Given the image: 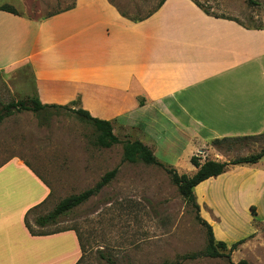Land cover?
Segmentation results:
<instances>
[{
	"label": "crops",
	"instance_id": "obj_1",
	"mask_svg": "<svg viewBox=\"0 0 264 264\" xmlns=\"http://www.w3.org/2000/svg\"><path fill=\"white\" fill-rule=\"evenodd\" d=\"M5 4L18 13L0 8V77L11 89L16 77L25 97L28 69L42 103L78 100L76 108L110 120L115 134L131 133L179 173L189 162L196 172L193 155L230 161L215 138L264 134V11L249 25L206 13L194 0H165L139 21L110 0H74L39 17ZM194 193L217 240L230 246L259 235L264 157L229 166ZM50 194L20 156L0 163V264L78 262L73 228L34 234L25 222Z\"/></svg>",
	"mask_w": 264,
	"mask_h": 264
},
{
	"label": "rangeland",
	"instance_id": "obj_2",
	"mask_svg": "<svg viewBox=\"0 0 264 264\" xmlns=\"http://www.w3.org/2000/svg\"><path fill=\"white\" fill-rule=\"evenodd\" d=\"M129 16L150 13L160 0H110ZM210 12L255 25L261 20L264 0H196ZM13 3L32 17L45 16L73 4L74 0H0ZM29 95L34 92L33 77L25 69ZM0 77V102L25 97ZM25 83V82H24ZM17 84V83H16ZM20 89V88H19ZM121 140L131 133L117 132ZM95 127L62 109L59 112L15 111L0 121V163L16 155L31 164L49 183V199L27 214L32 231L46 232L73 228L82 245L78 264H238L246 259L264 264V225L259 235L240 243L227 256L203 254L208 232L191 202L179 192L167 170L142 160L123 159V143L110 147L97 144ZM217 145L230 160L264 148V134L259 137L226 141ZM202 158V155H199ZM118 171L88 200L63 213L55 223L41 227L38 215L46 214L63 198L94 186L109 170ZM191 163L181 165V172L192 175ZM229 248L224 252H228ZM197 253L196 257H187ZM233 262V263H232Z\"/></svg>",
	"mask_w": 264,
	"mask_h": 264
},
{
	"label": "trees",
	"instance_id": "obj_3",
	"mask_svg": "<svg viewBox=\"0 0 264 264\" xmlns=\"http://www.w3.org/2000/svg\"><path fill=\"white\" fill-rule=\"evenodd\" d=\"M164 1L165 0H160L157 6L150 13L146 15H142V16H129L124 11H120V10L119 11L121 12L122 15L128 17L129 19L133 21H139V20H143L144 18L148 17L153 12H155L163 4ZM194 1L198 6L203 8V10L206 13L214 14L210 12L207 8H204L196 0ZM247 1L251 4L258 3L257 0H247ZM0 8L14 12V13H18V11L12 5H9V4L2 5L0 6ZM214 15H217V14H214ZM219 16L227 17L223 15H219ZM76 103H78V100H75L71 104L42 103L39 97L35 93H33L32 95H28L26 97H21L18 99H13L6 103L0 102V121L3 120L6 116L11 115L15 111L31 110L34 112L45 111L48 113L59 112L62 109L70 111L74 113L77 117H79L80 119L87 121L88 123L92 124L95 127V129L98 131L97 144H99L100 146L110 147L111 145L115 143L122 142L124 160L130 161V162H136L138 160H142L148 164H156V165L164 167L167 170V172L171 175L172 181L177 185L180 194L187 201L191 202L197 209H199V204L197 203L196 195L194 193V188L197 184H199L201 181L209 177L217 176L225 172L231 165L256 163L261 158L264 157V148H262L261 150L257 152H254V153H251L245 156H240L230 161H221L217 159H206L205 161L201 162L199 155H193L190 158V160L197 167L196 172L193 173L192 175H189L187 173H179L177 169L173 167L172 165H167L161 160H159L157 156L154 154L153 150L147 144H145L139 139L121 140L119 136L114 133L113 125L110 120L92 116L89 113V111L81 107L76 108L74 106ZM141 103H142V100H141ZM261 135L262 134L255 135V136L254 135L244 136V137H239V138H230V137L215 138L213 140V144H221L226 141H233V140H239V139L254 138V137H259ZM117 171H118V167H115L107 171L101 177V179L97 181V183L94 186L87 188L80 193H74V194H71L61 199L51 211H49L46 214L38 215L36 217V224L41 227H44L48 225L49 223H55L63 213L78 206L79 204L88 200L92 195L96 194L104 185L110 182V180L115 176ZM39 206H36L35 208ZM253 210H254V207H253ZM198 219L201 221L203 225L206 226L207 232H208V245H207L205 252L203 253L207 256H211V257L227 256L230 258V252L236 249L240 243L245 241V239L243 238L236 242H233L232 244H230V246H228V244L225 241L217 240L215 238L213 228L210 223H208L201 216H198ZM25 222L28 228L30 229L27 223V215L25 217ZM60 230H64V229H60ZM60 230L35 232L30 229V231L34 234L51 233V232H56ZM81 248H82V245H81ZM227 248H229V251L224 252L225 250H227ZM197 255H198L197 253H193V254L188 255L187 257L192 258V257H196ZM80 259L78 260V262L80 261ZM108 260L110 264H117L111 258H108ZM78 262L76 264H78ZM159 264H180V262L163 261L162 263H159ZM238 264H252V263H250L246 259H241L239 260Z\"/></svg>",
	"mask_w": 264,
	"mask_h": 264
}]
</instances>
